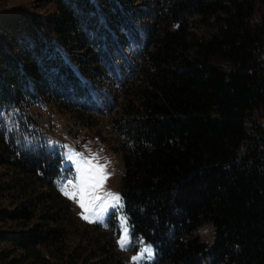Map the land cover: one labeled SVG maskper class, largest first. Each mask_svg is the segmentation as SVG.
I'll use <instances>...</instances> for the list:
<instances>
[{"label": "trees", "instance_id": "16d2710c", "mask_svg": "<svg viewBox=\"0 0 264 264\" xmlns=\"http://www.w3.org/2000/svg\"><path fill=\"white\" fill-rule=\"evenodd\" d=\"M40 3L0 13V264H130L32 128L46 103L91 128L117 97L120 212L151 264H264V0Z\"/></svg>", "mask_w": 264, "mask_h": 264}, {"label": "rangeland", "instance_id": "374dc122", "mask_svg": "<svg viewBox=\"0 0 264 264\" xmlns=\"http://www.w3.org/2000/svg\"><path fill=\"white\" fill-rule=\"evenodd\" d=\"M38 7L39 9L36 10ZM17 8L35 10L34 12L43 15L53 12L51 5L41 4L40 0H0V13ZM112 90L116 89L113 87ZM120 101L121 98L117 97L118 105ZM117 107L105 109L101 114L92 113L89 116L92 127L85 128L76 123L67 112L58 109L52 103H46L33 110L35 122L32 128L36 129L38 134L45 136L46 150L57 153L63 159V168L69 169V172L60 178L56 185L60 193L68 200L70 212L75 219L82 223H97L105 228V218L110 211H113L120 231L119 237L115 239L117 252L130 264H150L152 249L148 245L136 242L129 235H127L126 247L122 248L118 243L127 227L120 212L121 204H117L107 195L108 193L118 194V184L123 171L120 154L114 152L121 139L115 135L110 125ZM259 121L264 126V114ZM82 160H92L93 164L99 165L108 162L107 179L103 182L90 179L83 182L90 173L87 172V165L83 170L80 169L79 161ZM81 187L84 189V208L80 206ZM84 216L89 218L84 219ZM197 235L201 240L210 242L212 240L210 223L199 227ZM146 248H150L151 251H143ZM134 257L140 259L134 261Z\"/></svg>", "mask_w": 264, "mask_h": 264}, {"label": "snow or ice", "instance_id": "6c2138e0", "mask_svg": "<svg viewBox=\"0 0 264 264\" xmlns=\"http://www.w3.org/2000/svg\"><path fill=\"white\" fill-rule=\"evenodd\" d=\"M93 159H95V157H93ZM107 163L106 162L104 165H99V164H93L92 160H82L79 161V166L80 169L83 170L85 165H87V172L90 173L89 176L84 178L83 182H86L87 180H97L100 182H103L107 179V176L109 175V173L106 172V168H107ZM83 174V173H82ZM83 187H81V201H80V206L81 208L85 207V204L83 202ZM67 194V193H65ZM108 196H110L117 204L121 203V198L118 196V194H112V193H108ZM102 211L104 209H101ZM95 214V213H94ZM84 219H88V216H84ZM127 235H128V229L125 228V234L121 237V239L118 241V243H120L121 247L124 248L127 246ZM143 251H151L150 248H146ZM140 258L138 257H134L133 260L136 261Z\"/></svg>", "mask_w": 264, "mask_h": 264}]
</instances>
